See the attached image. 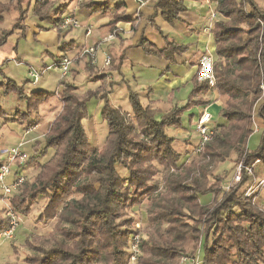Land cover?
Returning a JSON list of instances; mask_svg holds the SVG:
<instances>
[{"label": "trees", "instance_id": "obj_1", "mask_svg": "<svg viewBox=\"0 0 264 264\" xmlns=\"http://www.w3.org/2000/svg\"><path fill=\"white\" fill-rule=\"evenodd\" d=\"M207 1L222 17L211 31L216 56L211 65L213 82L200 79L196 73L182 108L174 106L163 111L155 104L144 106L127 82L107 80L110 74L95 72L89 64L84 65L89 73L87 81L99 82L98 88L78 93V87L66 75L58 80L53 94L35 88L26 92L24 84L17 85L0 67V94H11L19 106L9 114L0 107V122L4 124L27 122L25 129L29 130L35 125L39 106L57 91L60 95V111L48 126L44 149L32 146L35 150L26 162L32 163L38 173L32 181H24L8 201L16 217H25L31 206L44 198L36 222L54 223L50 237L39 239L41 245L33 244L38 240L34 234L24 239L34 247L27 264H127L135 253L127 244L132 218L123 219L124 211L144 201L149 226L147 239L138 246L146 256L142 264H177L188 249L196 252L194 264H264V214L243 195L252 179H264V104L259 106L256 120L252 115L264 85V25L259 22L264 23V10L255 0ZM183 2L156 0L152 18L159 16L172 23L186 11ZM68 6L66 0H0V27L6 13L17 15L11 27L0 28V47L15 32L25 36L28 16L37 20L40 29H55L58 35L66 32L57 27ZM78 6L85 17L110 15L109 33L117 36L115 25L131 21L122 5L109 6L108 0H80ZM66 46L59 43L61 56H55L51 65L68 57ZM134 47L170 65L177 64L187 51L186 46L171 40L161 50L143 38ZM109 56L108 69L120 73L124 54ZM72 71L71 67L68 74ZM123 83L128 88L131 116L109 100L113 87ZM211 92L217 95L215 101L221 102L213 134L199 153L193 152L194 158L189 160L187 156L182 161L174 148L175 138L166 132L170 128L188 132L183 125L185 112L207 108L212 104L208 98ZM93 98L102 105L100 116L107 136L101 147L90 149L84 122L89 120L87 104ZM192 117L188 115L189 126ZM254 127L261 134L256 147L250 149L248 140ZM48 151L53 154L40 164L39 158ZM231 156L245 165L241 180L221 190L215 183L221 184V178L212 179L215 182L211 184V171ZM22 167L16 165L15 174ZM118 167L124 170V176ZM159 174L158 181L155 177ZM209 195L211 202L206 201ZM9 224L10 218L0 211V233ZM129 237L128 242L133 241Z\"/></svg>", "mask_w": 264, "mask_h": 264}, {"label": "rangeland", "instance_id": "obj_2", "mask_svg": "<svg viewBox=\"0 0 264 264\" xmlns=\"http://www.w3.org/2000/svg\"><path fill=\"white\" fill-rule=\"evenodd\" d=\"M208 2V1H207ZM258 7L264 10V0H255L254 1ZM209 3V2H208ZM211 5V11L209 15V22L207 31L211 32L214 28L215 22L222 19V17L215 11L214 4L210 3ZM247 12H250L251 9H246ZM211 13L215 14V17H211ZM17 19L16 15L12 14H5L4 15V23L2 25L3 28H9L15 20ZM28 23L25 24L26 31L27 32L29 28V24L32 22V24L36 25L37 20L31 16L27 17ZM94 21V20H92ZM91 21V22H92ZM260 25L263 26L264 23L259 21ZM84 28H76L74 29V35H79L84 33ZM19 35V33H18ZM27 35V34H26ZM25 37H17L14 33L11 35L6 42V50L12 51L16 54V58H18L19 62L18 64L13 63V61H8L7 66L3 69L5 75L7 77L11 78L16 82L17 85L21 86L24 84V90L27 92L29 89H36L39 88L33 87L30 82H25V79L28 78L27 70L28 66L35 71L39 72L40 67L43 65V63H46L48 65H51L55 59V56L58 54L57 51V45L53 46L52 48L46 49L49 51L48 53L43 50L40 46L37 45L36 41H34V38L32 36H26ZM181 39V38H180ZM183 44V43H182ZM90 47V46H89ZM85 49V48H84ZM83 51V50H82ZM81 52L79 54L70 57L72 59V73L71 75H67L69 78V81L74 83L75 86L78 87V93H82L85 90H94L100 86L99 82H89L87 81V78H89V73L85 74V70H83L84 65H90L92 68L96 69L98 72L100 69L101 71L107 72V74H110V70L108 67L103 66V60L102 63L97 58V53L95 56L96 63L94 65L86 62V57L80 56ZM109 55V54H106ZM112 57H118L117 55H111ZM131 56L138 59L137 56L132 53ZM149 60L145 58V61H150L153 59V57H148ZM144 61V60H143ZM152 62V61H150ZM83 63L84 65L82 66ZM144 63V62H143ZM121 67L120 69L122 68ZM100 67V69H99ZM82 71V73H80ZM124 75L126 76V79L130 80L129 85L131 86L133 91H136L134 84L135 81L139 82L142 81L144 77H148V79L155 78V75L157 72L155 70H150V72H147L146 69H142L140 67L134 68L132 71L128 69L123 70ZM59 72L57 70H50L46 74L43 75V80L45 82V86L42 90L47 91L50 94H53L57 87H58V80H59ZM193 78V77H192ZM29 79V78H28ZM42 80V79H41ZM41 80L39 81V85L41 84ZM110 80V77L108 76V79ZM42 83V84H43ZM39 87V86H38ZM41 87V85H40ZM43 87V86H42ZM41 87V88H42ZM190 91H191V85ZM189 89L188 87H185ZM260 95L259 99L256 102V105L253 109V118L256 120L257 118V111L259 106L264 104V85L260 87ZM189 91V92H190ZM58 93V91H57ZM55 94L53 97H50L47 101L42 103L37 112V118L35 120V125L30 127L29 129L33 131V133L29 136L23 135L25 133V124H21V122H14L9 121L8 123L4 124V122H0V161L5 160V155L8 150L11 149V147L16 146L17 143H22V151L26 154L27 159L33 155V151L35 150L32 146H39V150L44 149V142H45V136L48 131L49 124L53 121L57 113L60 111V104H59V96L58 94ZM114 95L112 96L110 103L114 107H118L121 109L122 112H125L129 116L132 114L131 106L129 103V100L126 98V95L128 93V88L122 87V88H115L114 89ZM139 97H141L139 95ZM121 100V101H118ZM126 101L127 105H124L123 102ZM140 101L142 105L147 104H154L150 101H147L146 103L142 102L141 98ZM221 103V102H220ZM119 105L121 107H119ZM0 107L4 109L6 113L9 114V112L15 111L16 108H18L17 101L12 99L11 94L8 96L0 94ZM101 103L97 99H90L87 104V110L89 115V120L84 122V128L86 131V136L90 145V149L93 147H101L105 141V138L107 136V129L106 124L103 122L100 112H101ZM156 107V105H154ZM163 110V109H161ZM168 109H165L163 111H166ZM127 111V112H126ZM200 109L194 108L191 110H188L184 114L183 118V125L185 127H188L189 131H183L177 128H170L167 130V135L176 137V144H174V148L177 152L181 154V160H185L187 156H189V160L195 157V154L193 153V145L191 143H187L188 141H185L184 145L181 143L179 144V141L177 140L179 136L185 135L186 138L189 140L190 137L196 138L195 133L193 132V125L195 124L196 120L198 119ZM193 114L191 124L189 126L188 122V115ZM210 114L212 117L213 114L210 111ZM214 121V120H213ZM8 126V127H7ZM254 132L250 139L248 140V146H250V149H252V146L255 148L259 141V136L261 134L260 129H256L254 127ZM19 143V144H20ZM189 144V145H188ZM33 149H32V148ZM35 147V148H36ZM53 154L52 151H48L47 154L43 155L39 158L40 164H44L47 162L50 158V156ZM235 156H231V158L228 160V162H225L221 165H217L214 169H212V179L218 177V179H222V183L219 184L215 181H212L211 184H214V182L217 184V187H220L221 190L231 188L235 185H237L241 180V169L243 166V161H236L235 162ZM33 164L25 163L22 168L19 169V172L24 176V181H32L33 178L37 175L38 170L35 169ZM118 172L121 176L125 175V172L120 167L117 168ZM10 170L12 173H15V165L10 166ZM161 170V169H160ZM251 171L248 169L247 173H250ZM158 181L161 180V174L155 177ZM260 180H264L262 178L259 179H252L251 182L246 187L243 195H245L246 198L252 203V205L257 208L258 211H260L262 214H264V184L259 185ZM8 181H10L8 179ZM264 183V181H263ZM219 184V185H218ZM15 194V192L9 196V197H0V211L1 213H5V215L8 217L7 213L10 212L11 215L14 216V224L15 228L13 231V234L11 237H1L0 238V264H27V258L30 255L34 254V251L32 248H34L32 245L35 244L36 246L41 245V241L39 239H46L49 238L52 232L54 231L53 222H47V223H39L36 222L37 216L39 215L40 209L44 204V198L40 199L38 203L31 206V212L25 216V217H16L9 209L8 201L10 198ZM0 195H2V191L0 189ZM212 196H208L206 201L211 202ZM205 199H203V202ZM202 202V198H201ZM30 204V203H29ZM147 201H144L142 205L133 208V209H126L124 211L123 219L125 218H132V224H131V231L128 233L129 236L133 238V241H129L127 239V244L131 246V250H138L137 253L134 254V256L130 255L131 257L128 259L127 264H142V260L146 257L144 253L140 250V242L142 239H147V231L148 226L146 216L144 213V209L146 207ZM9 218V217H8ZM10 227V225H9ZM6 231V230H5ZM4 231V232H5ZM28 234H34L36 236L35 238L38 239L37 242H34L33 244H28L24 242V239L27 237ZM36 241V240H35ZM137 246V247H135ZM134 247V249H133ZM126 250L127 249L126 247ZM130 252V250H129ZM192 250H185L183 252L184 256H182L180 259H178L177 264H194L193 256L196 254L194 252L193 254ZM134 257V260L131 258ZM144 262V261H143Z\"/></svg>", "mask_w": 264, "mask_h": 264}, {"label": "crops", "instance_id": "obj_3", "mask_svg": "<svg viewBox=\"0 0 264 264\" xmlns=\"http://www.w3.org/2000/svg\"><path fill=\"white\" fill-rule=\"evenodd\" d=\"M67 1L69 2V6L65 13H70L71 16H73V18L81 24L79 28L85 29L83 34L79 33L78 36L74 35V29H69L58 35V32L55 29H40L39 27H41V25L36 21V25L32 24V22L29 24V28L25 35L27 34L26 36H32L37 45L43 48L44 51L56 45L58 48L59 43L61 42L67 43L66 49H68V51L66 52V55L68 57H72L79 54V52H81L84 48L99 42L102 38L109 34V27L107 25L111 16L105 15L101 17H85L83 11H78L80 0H66V2ZM108 1L109 6L117 4L122 5L125 16L131 19L128 23L125 22L116 24L115 27L117 29L118 36L115 35L114 40L104 44L97 52L98 62L99 60H103L106 54H114L118 57L124 54V62L122 68L120 69V73L109 72L110 79L115 82L123 79L124 82H127L126 84L129 85L130 80L126 79V76L123 73L124 69L132 71L134 68L140 67L142 69H146L147 72H150L151 69L155 70L157 73L152 74L155 75V78L148 79V77H144L142 81H135V92L141 96L140 98L142 102L146 103L147 101H150L154 103L156 107L163 110L174 106L179 108L184 107L190 93L189 86L192 77L196 73H199V76H207L211 65L216 60L214 39L212 33L207 31L209 15L212 10L211 5L207 2V0H184L183 4L186 11L180 13L177 20H174L172 23H168L159 16L152 18L154 12L153 6L156 0H147L146 4L143 6H139L136 0ZM111 12H113V10ZM12 15L16 14L12 13ZM27 23L28 21L26 19L25 24ZM44 27H48V25L45 24ZM88 29L90 30V34L86 35ZM15 34L17 37H20L18 32H15ZM139 38L147 40L160 50L166 48L167 40L180 44L183 43L182 45L187 47V51L179 57V62L177 64L170 65L163 59L145 55L140 51V49L135 48L134 45ZM5 48L6 44L0 47V67L2 66L1 68L4 75L5 73L3 69L7 66L6 63H8V61H13L15 64L20 63L18 61L19 59L16 58V54L12 51L6 50ZM45 52L48 53L49 51L46 50ZM132 53H134L138 59L131 56ZM56 56L60 57L61 55L57 54ZM148 57H153V59L150 60L152 62L145 61V58L149 60ZM80 64H82V66L84 65L83 63ZM46 66L49 65L43 63L39 72ZM29 68L30 67L28 66V69ZM83 70H85L84 66ZM94 70L97 71L96 69ZM85 72V74H87L86 70ZM101 72L103 71L100 69L98 73ZM80 73H82V71H80ZM43 75L39 78V80L42 79L40 85L43 87H40L39 81L33 87L39 89L44 88L45 83L43 82L45 81L43 80ZM27 81L30 82L28 78L25 79V82ZM125 83L113 87L112 92L109 95L110 100L115 94L114 89L125 87ZM185 87H188L189 89ZM28 91H30V89ZM126 98L128 99V93ZM208 98L212 100V104L207 107V111L209 113L210 111L212 112L214 116L212 118L216 123L221 103L219 101H215L217 98L215 92L209 93ZM126 101L127 100L123 102L124 105H127ZM119 107L121 106L119 105ZM200 112L201 111H199V114ZM32 133V130L25 129V133L23 135L29 136ZM174 138V144H176V137ZM177 140L179 141V144L181 143L182 145L186 143L185 141H188L187 143H191V145H195L197 141L196 138L192 137L188 140L185 135L179 136ZM9 180H11V178H9Z\"/></svg>", "mask_w": 264, "mask_h": 264}, {"label": "built area", "instance_id": "obj_4", "mask_svg": "<svg viewBox=\"0 0 264 264\" xmlns=\"http://www.w3.org/2000/svg\"><path fill=\"white\" fill-rule=\"evenodd\" d=\"M146 1L147 0H136L139 6H143L144 4H146ZM211 17L214 18L215 14L211 13ZM80 26L81 24L76 19L69 17L68 14L64 13L62 15V21L58 25L57 29L63 31L68 29H76L79 28ZM89 34H90V30L88 29L86 35ZM114 39H115V33H109L99 42L95 43L90 47H86L85 49H83V51H81L80 56L86 57V62L94 65L96 63L95 60L96 53L101 49V47L104 44L109 43ZM72 62L73 61L70 57H64L61 59L58 65L48 66L47 68L43 69L40 72H37L32 68H29L27 75L32 80V84L34 85L37 84L41 75H43L45 72L50 70H57L60 74V78H62L68 75L69 70L72 66ZM109 65H110V56L105 55L103 59V66L108 67ZM199 78L208 80L210 83H212L213 78L211 73V67L209 69V74L207 76L200 75ZM214 126H215V122L213 121L211 114L207 111V108L203 109L200 112L195 124L193 125V129H194L193 132L195 133L197 139L194 149L195 154L199 153L201 151L202 145L210 140L213 134ZM26 162H27V156L22 151V143L11 147V149L6 152L5 160L0 162V189L4 197L11 196L16 191V189L24 182V176L21 173L18 174L12 173L10 170V166L11 165L23 166ZM9 178H11L10 181H8ZM263 181L264 180H260L259 185H263L264 184ZM7 215L10 218V224H9L10 227L5 232L0 233V238L6 236L11 237L15 228L14 216L11 215L10 212H8ZM134 251L137 253L138 250H134ZM131 259L134 260V257H132Z\"/></svg>", "mask_w": 264, "mask_h": 264}]
</instances>
